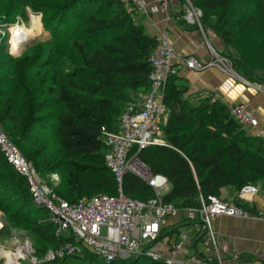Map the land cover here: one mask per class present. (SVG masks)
Instances as JSON below:
<instances>
[{
	"label": "trees",
	"instance_id": "obj_1",
	"mask_svg": "<svg viewBox=\"0 0 264 264\" xmlns=\"http://www.w3.org/2000/svg\"><path fill=\"white\" fill-rule=\"evenodd\" d=\"M188 1L200 10L201 28L220 38L223 49L218 54L225 55L246 80L264 83V0ZM52 7L44 19L50 35L44 44H36L24 56L0 54V126L36 172L61 174L60 182L47 183L68 202L99 193L115 194L116 182L105 163L108 147L102 128L116 131L124 105L148 89L149 56L156 37L134 21V10L122 0H61ZM67 42L71 48L67 60L55 59L52 47L42 53L47 43L56 47ZM177 78L168 77L164 89L166 116L159 126L164 144L149 145L137 157L152 174L166 177L170 188L163 200L180 209L199 207V194L221 197L228 186L235 192L231 201L257 213L256 204L238 201L237 192L245 184L264 183V138L249 134L230 114L228 105L212 93H188ZM0 176L18 193L3 205V194L11 186H0V209L12 224L23 221L36 241L52 248L68 239L55 235L47 211L32 201L25 177L1 152ZM62 183L65 189L59 190ZM122 189L140 200L154 195L131 171L124 173ZM15 206L21 213L12 217L9 210ZM261 210L264 213V207ZM180 230H189L188 246L205 259L198 249L203 231L198 217H184L169 229H161L160 237L176 238ZM140 258L106 261L85 249L46 264H138ZM142 264L164 263L148 259Z\"/></svg>",
	"mask_w": 264,
	"mask_h": 264
},
{
	"label": "built area",
	"instance_id": "obj_2",
	"mask_svg": "<svg viewBox=\"0 0 264 264\" xmlns=\"http://www.w3.org/2000/svg\"><path fill=\"white\" fill-rule=\"evenodd\" d=\"M122 1L134 11L142 12L145 9L142 0ZM167 4L168 0H161L162 9H167ZM198 15L199 12L190 6L184 13V19L187 23H195L198 22ZM156 40L149 56L151 69L148 89L138 92L134 100L124 105L118 116L116 131L102 128L103 141L108 147L105 163L116 182L115 194L83 196L74 202H68L49 184L36 180V171L31 163L0 128V152L25 177L32 201L47 211V220L53 225L55 235L68 238L59 245L56 254L51 253L52 258L55 255L62 257L81 254L88 249L106 261L141 256L164 264H206L205 259L213 257L208 252L213 251L219 264H223L218 253L213 218L225 215L264 220V213L260 209L257 213H250L231 200L213 195L205 198L200 194V206L187 207L185 213L189 218L198 217L201 222L203 231L200 242L205 259L199 257L192 248L190 252L189 230L178 232L173 243L167 247L168 252L155 248L161 241L158 237L167 217L175 215L178 210L172 203L163 200L164 193L161 190L168 183L166 177L152 174L149 167L137 157V153L149 145L164 144L159 128L166 116L164 89L168 77L179 72L168 31H161ZM211 54L212 57L204 61L190 54L182 57L181 63L195 70L209 66L230 70L225 57L218 55L213 49ZM228 107L230 114L246 129L257 125L258 119L252 109L243 104H230ZM258 134L262 132L259 131ZM126 171L135 173L145 181L153 189L154 195L146 200L126 195L122 189ZM49 176L55 180L53 183H57L56 173ZM259 192V186L245 184L237 192V199L251 203L250 196Z\"/></svg>",
	"mask_w": 264,
	"mask_h": 264
},
{
	"label": "crops",
	"instance_id": "obj_3",
	"mask_svg": "<svg viewBox=\"0 0 264 264\" xmlns=\"http://www.w3.org/2000/svg\"><path fill=\"white\" fill-rule=\"evenodd\" d=\"M142 2L145 7L144 11H133L132 17L135 22L143 26L147 33L155 37L163 30L168 31V38L175 49V62L179 64V72L176 75L177 81L188 87V93H212L215 98L227 105L243 104L252 109L258 118V125L255 129L262 130V137L264 138V83L246 80L231 67L230 70L226 71L216 66H209L201 70L185 67L181 63L182 57L192 54L204 61L212 57L211 49L222 51L223 45L220 38L210 30L203 31L201 26L184 23L182 15L185 3H182L181 0H168L167 9L161 8V0H142ZM259 188L260 191L264 192V183ZM262 192L250 196L251 202L257 203L258 209L264 207V194ZM233 194H235L233 189L228 188L226 194H221V198L231 200ZM178 219L179 216L176 214L168 216L165 225L171 224L168 226L169 229L178 222ZM213 225L216 235L217 231L220 236L222 233L227 235L228 242H224L222 246L224 252L219 246V254L233 255L240 251L264 252V220L221 215L213 218ZM160 240L155 248L168 252L167 247L173 243L175 236L164 234ZM198 249H202L200 243ZM189 250L192 251L191 248ZM213 254L212 251L208 252L209 256H213ZM225 264L241 263L228 258Z\"/></svg>",
	"mask_w": 264,
	"mask_h": 264
},
{
	"label": "rangeland",
	"instance_id": "obj_4",
	"mask_svg": "<svg viewBox=\"0 0 264 264\" xmlns=\"http://www.w3.org/2000/svg\"><path fill=\"white\" fill-rule=\"evenodd\" d=\"M22 2H26L22 4ZM185 6L183 8V15L182 19H184V13L189 7H193L197 12H199L198 15V22L191 23L200 26L199 24V17L201 15L200 10L195 8L191 3H189L188 0H184ZM61 0H0V45L3 46V49L0 51V54L3 52L10 53L13 56H20L21 54L28 55L29 50L32 49L36 44L42 43L44 44V40L47 41L49 38V33L44 27V19L48 18L49 15L52 13L54 10L52 5L60 4ZM36 17V20L38 19V27H34L33 29V34L31 37H28L26 41L22 43L21 46H19L16 49H11V44H10V29L17 25H26L30 26L32 23L33 18ZM186 22V21H185ZM35 44L33 45V43ZM33 45V46H32ZM32 46V47H31ZM52 47L55 54V59H60L62 60H67L68 58V50L70 51V47L68 46L67 43H61L59 46H56L47 43L46 48L44 47L42 50V53L47 52L48 48ZM13 50V51H12ZM36 50V49H34ZM52 50V52H53ZM232 55H236L235 52H232ZM217 54L219 51H215ZM220 55V54H218ZM221 56V55H220ZM225 56V55H224ZM222 56V57H224ZM226 60L228 61V58L225 56ZM228 66H230V62L228 61ZM232 68V67H231ZM230 69V68H228ZM233 69V68H232ZM238 74V73H237ZM252 82V81H251ZM54 97V95H53ZM53 97L50 98V103L52 104ZM52 106L50 105V108H48L47 111L51 110ZM255 113V111H254ZM256 114V113H255ZM257 117V115H256ZM258 119V118H257ZM258 125V123H257ZM256 125V126H257ZM256 126L251 127L249 129H246V131L251 134V135H259L262 136L263 131L258 129L256 130ZM0 128L5 132V129L0 126ZM261 131L262 134H258V132ZM57 183L61 181L62 177L60 173H57ZM6 177L5 176H0V186L1 185H9L11 186L9 181H5ZM36 180L48 184L47 182H52L55 181L54 179L50 178V176L44 174V173H38L36 172ZM53 183V182H52ZM257 186H260L261 184H255ZM15 188V187H14ZM13 186L11 188L9 187L8 189L11 191L8 193H4L5 199H3L4 204L7 205L8 201H12V199H16L18 197V193L15 192V189ZM170 188V184L167 183L165 187L161 190V193H166V191ZM230 188L228 186L224 187L221 191V194H226L227 189ZM58 189H65V185L62 183L58 186ZM6 190V189H5ZM262 192V191H261ZM102 194V193H99ZM2 195V196H3ZM200 195V194H199ZM225 199V198H223ZM178 213L176 215L179 216L178 221H180L182 218H186L189 220H194L196 218H189L187 217L185 213V208L180 209L177 207ZM10 215L12 217L19 216L21 213V210L18 208V206L13 207L12 209L9 210ZM181 214V215H180ZM181 216V217H180ZM199 219V218H198ZM166 223V222H165ZM171 224H166L164 225L163 229H168V226ZM214 227V225H213ZM161 231V230H160ZM215 231V229H214ZM161 234V233H160ZM159 234V239L161 238ZM216 235V232H215ZM216 241H217V248L220 246L222 249L223 243L228 242L227 241V235L224 233L219 235L217 231L216 235ZM222 242V243H221ZM28 245V248L25 249L23 252L24 254L22 256H19L17 258L19 264H46V262L51 261L52 259V254H56L57 249L60 247L59 245L56 248H52L50 245L41 243L36 241L29 231L26 229L23 221H19L17 224H12V222L7 218V213H5L3 210L0 209V264H6L8 261L6 251H15L17 250L18 247L23 248ZM61 245V243H60ZM4 250V251H3ZM23 250V249H22ZM222 252L224 250L222 249ZM212 253H214L212 251ZM220 253V252H218ZM252 256V257H251ZM221 260L223 264H225L226 260L228 258H233L232 260L237 262V263H251V264H264V252L263 253H256L255 251H248V252H238L234 253L233 256L228 255L226 253L220 254ZM56 258V255H55ZM214 260L207 261L206 264H219L217 260L216 254H213ZM148 260L147 257H141L139 260L138 264H142ZM6 262V263H5Z\"/></svg>",
	"mask_w": 264,
	"mask_h": 264
},
{
	"label": "bare ground",
	"instance_id": "obj_5",
	"mask_svg": "<svg viewBox=\"0 0 264 264\" xmlns=\"http://www.w3.org/2000/svg\"><path fill=\"white\" fill-rule=\"evenodd\" d=\"M199 7V6H198ZM180 20V19H179ZM178 20V21H179ZM38 19L36 20V17L33 18L32 23L30 26H26V25H15L10 29V44H11V49H16L19 46L22 45V43L24 41H26L28 39V37H31V35L33 34V29H35L34 27H38ZM185 23V21H184ZM188 25V24H187ZM190 25V24H189ZM189 27V26H188ZM204 31V30H203ZM234 33V32H233ZM236 33V32H235ZM213 35V34H212ZM207 38V37H206ZM216 39V38H215ZM12 50V51H13ZM264 64V63H263ZM245 73V72H244ZM240 74V73H239ZM261 188V187H260ZM263 197V196H262ZM253 202V201H252ZM257 204V203H256ZM200 206V205H199ZM255 209V208H254ZM257 212V211H256ZM181 215V214H180ZM181 217V216H180ZM185 220V219H184ZM192 234V233H191ZM28 248V245L25 246L23 248L18 247L17 250L11 252V251H6V255L8 258V261L6 264H19L17 258L19 256H22L25 251V249ZM23 249V250H22ZM4 251V250H3ZM246 253V252H245ZM211 254V253H210ZM233 256V255H232ZM252 257V256H251ZM233 259V258H232Z\"/></svg>",
	"mask_w": 264,
	"mask_h": 264
}]
</instances>
